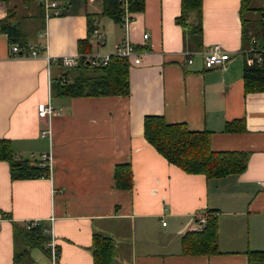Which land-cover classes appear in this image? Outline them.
<instances>
[{
    "label": "crops",
    "instance_id": "1",
    "mask_svg": "<svg viewBox=\"0 0 264 264\" xmlns=\"http://www.w3.org/2000/svg\"><path fill=\"white\" fill-rule=\"evenodd\" d=\"M34 1H0V20L8 6L31 2L40 16L31 31L36 18L16 12L26 34L16 57L0 32V140L30 166H41L49 151L53 160L48 176L19 179L0 160V264H14L24 243L13 227L27 223L41 225L48 239L18 264H93L96 233L114 242L112 264H264V91L244 92L253 55L241 52L264 46V0H250L242 13L241 0H202L200 37L190 31L196 12L186 26L176 21L181 0H144L128 32L102 14L104 0H55L60 15L48 18ZM126 37L142 53L139 63L130 59L127 95L56 94V82H73L78 69L63 76L61 64L48 67L43 56L78 54L85 39L90 53H113ZM216 45L230 59L206 68L204 53ZM38 104L54 113L39 116ZM146 115L208 131L212 150L247 153L245 169L221 178L184 172L147 141ZM233 120L244 129L229 131ZM121 164L130 166V188L115 185ZM208 215L217 223L216 250L185 252L184 235Z\"/></svg>",
    "mask_w": 264,
    "mask_h": 264
},
{
    "label": "trees",
    "instance_id": "2",
    "mask_svg": "<svg viewBox=\"0 0 264 264\" xmlns=\"http://www.w3.org/2000/svg\"><path fill=\"white\" fill-rule=\"evenodd\" d=\"M8 3L9 0H0ZM31 0H23L28 3ZM250 0H241L240 12L246 11ZM103 15H109L121 23L122 10L117 0H104ZM144 0H129V9L132 12L143 8ZM202 0H181V14L176 21L183 26L187 24L188 14L192 11L198 15L195 24L190 25L193 36L200 37V14ZM15 6H8L7 15L0 20V32L8 35L10 47L13 44L26 45V35L19 28ZM88 16V33L95 31ZM13 20L16 22L12 23ZM264 25V23H263ZM263 27V26H262ZM264 29V28H263ZM81 59L73 68H63V76L67 70L78 69L73 82H56V94L64 96H102V95H127L129 93V66L127 57L111 56L106 65L90 67L86 64L83 55L91 52L88 40L78 42ZM20 47V46H19ZM84 47H87L85 49ZM244 92L264 91V61L260 64L246 63L243 71ZM242 125H240V124ZM229 131L243 130V122L231 121L227 124ZM143 132L147 141L167 159L168 162L178 166L186 173L204 174L207 178H221L230 174L241 173L247 164L246 152L214 151L210 147L208 131H191L182 123H168L162 115H146L143 121ZM0 160H6L10 166L13 179L42 177L49 175V169L41 166H30L27 160L15 159L9 142L0 140ZM115 185L118 188L131 187V170L128 164L115 167ZM199 231L187 232L183 237L185 252L211 254L216 250L215 240L217 223L214 217L207 216L205 223ZM15 235L23 238L24 246L17 249L14 255V264H18L27 257L29 249L43 245L48 236L42 233V226H18L14 224ZM114 242L111 238L94 234L92 240L93 264H112L114 255Z\"/></svg>",
    "mask_w": 264,
    "mask_h": 264
},
{
    "label": "built area",
    "instance_id": "3",
    "mask_svg": "<svg viewBox=\"0 0 264 264\" xmlns=\"http://www.w3.org/2000/svg\"><path fill=\"white\" fill-rule=\"evenodd\" d=\"M38 1L41 7L44 10V15L46 18L49 16H58L60 15V10L58 3L55 0H35ZM120 4V8L122 10L121 14V25L128 32L129 26L133 20V12L129 9V0H117ZM264 20V14H263ZM148 34H143V39H146ZM250 42L255 43V39L251 38ZM241 52L252 54V58L248 60L249 64L256 63L260 64L264 61V46L263 47H251L249 49H244ZM10 55L13 57L18 56L19 53H22L20 47L18 45L13 44L10 47ZM31 56H37V52L35 50L30 51ZM142 53L139 52L134 43L130 41L128 37H126L120 45L116 48L113 53H88L83 55L86 60V64L90 67H97L106 65L111 56H119V57H127L133 60V63H139L141 60ZM43 58L46 61L47 66L54 62H59L63 68H73L78 65L79 60L82 58L79 54L73 55H62L60 57H54L50 55H45ZM230 59V55L227 50L223 49L220 45L213 46L207 52L204 53V64L206 68H212L214 66H220L226 63ZM191 60L189 59V62ZM38 115L42 117H49L54 113L52 107L49 104H38ZM52 153L51 151L43 153L41 155V167H47L50 170L52 166ZM205 223V217L201 216L198 219V224L203 225ZM165 224V221L162 222ZM33 223H27V227H32ZM51 253L55 255L54 251V243L51 242Z\"/></svg>",
    "mask_w": 264,
    "mask_h": 264
},
{
    "label": "rangeland",
    "instance_id": "4",
    "mask_svg": "<svg viewBox=\"0 0 264 264\" xmlns=\"http://www.w3.org/2000/svg\"><path fill=\"white\" fill-rule=\"evenodd\" d=\"M35 2V1H34ZM16 9V12H22V13H24V14H26V13H30V14H32L35 18H36V20H33V21H30L29 23H28V27L30 28V30L32 31V29H34L33 27H31L33 24H34V22H36V23H38L39 22V19H40V16H39V14H38V10H37V8L35 7V3H33V2H31L30 3V5H29V9H28V6L26 7H24V5L21 7V6H19V8L18 7H16L15 8ZM259 18H260V11H258V13H257V19L259 20ZM264 21H262V23H263ZM258 23H260L262 26H263V24L261 23V21L259 20V22ZM35 25V24H34ZM33 25V26H34ZM117 28L119 29V25L117 24ZM30 35H28V37H29ZM108 38V37H107ZM120 45V44H119ZM118 45V46H119ZM117 46V47H118ZM116 50V49H115ZM114 52V51H113Z\"/></svg>",
    "mask_w": 264,
    "mask_h": 264
},
{
    "label": "water",
    "instance_id": "5",
    "mask_svg": "<svg viewBox=\"0 0 264 264\" xmlns=\"http://www.w3.org/2000/svg\"><path fill=\"white\" fill-rule=\"evenodd\" d=\"M40 4V3H39Z\"/></svg>",
    "mask_w": 264,
    "mask_h": 264
}]
</instances>
